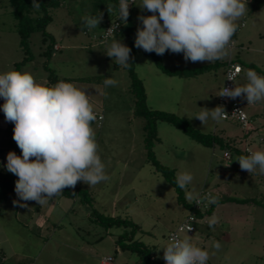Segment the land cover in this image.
I'll return each instance as SVG.
<instances>
[{"label": "rangeland", "instance_id": "1", "mask_svg": "<svg viewBox=\"0 0 264 264\" xmlns=\"http://www.w3.org/2000/svg\"><path fill=\"white\" fill-rule=\"evenodd\" d=\"M249 2H246L244 16L236 22L239 26L244 21L235 32L240 45L235 51L244 68L236 78V86L247 83L249 69L264 76V4L253 9ZM140 3L141 0H135L129 9V16L138 28L143 26L139 16L152 15L141 9ZM89 15H93L90 0H65L63 5L54 8L46 30L53 35L58 47L54 45L50 58L46 59L42 51L47 41L42 40L41 32H32L27 40L31 58L20 64L19 71L31 73L42 84H46L49 72L53 71L56 76L67 77L70 83L85 90L94 112L104 115L103 120L98 122L96 119L91 126L109 179L93 187L82 181L78 184L90 191L93 197L91 206L97 211L128 217L137 223L140 229L134 238L154 247L155 257L166 264L162 248L168 242L169 232L184 219L188 209L176 201L174 188L147 162L143 119L133 113L134 97L129 87L128 70L105 53L113 39L126 45L127 36L116 31L103 38L106 26L102 23L88 31L82 18ZM19 41L8 0H0V73L15 69V64L26 56ZM225 59L193 63L185 61L183 53L166 51L161 60L170 68L216 62V65L192 76L169 75L157 67L150 55L138 48L134 70L142 81L146 104L151 108L185 117L203 132L233 140L243 152L246 147L253 152L264 151V100L248 105L246 97L241 96L246 113L256 115L258 121L257 129L247 132L233 121L222 119L216 122L209 118L206 124H202L194 117L202 111L201 108L218 106ZM110 77L118 83L106 88L103 81ZM3 103L0 98V147L6 143L7 121L2 111ZM156 134L159 139L152 145L156 159L173 168L175 175L187 171L194 177L187 189H183L187 201L188 192L193 190L199 195L200 191H208V197L218 199L227 196L256 199L244 203L224 201L218 203L210 214L195 219L191 241L209 251L207 262L264 264V175L258 170L253 174L242 170L235 156L223 157L226 149L218 145L206 147L165 121L158 122ZM208 197L202 198L207 204ZM51 199L55 206L47 217L42 215V210L49 200L41 205L35 201H21L15 191L8 193L0 204V251L5 255L4 259L0 258V264H100V259L107 255L113 257V264H140L135 252L115 244L116 236L125 230L124 227L107 229L93 222L89 217V204L81 202L78 197L59 194ZM21 204H27V207H21ZM213 216L217 223L210 227ZM37 221L40 223L39 232L35 229ZM214 241H219L222 247L211 255L215 251Z\"/></svg>", "mask_w": 264, "mask_h": 264}, {"label": "clouds", "instance_id": "2", "mask_svg": "<svg viewBox=\"0 0 264 264\" xmlns=\"http://www.w3.org/2000/svg\"><path fill=\"white\" fill-rule=\"evenodd\" d=\"M132 3L135 0L131 3L120 0L119 19L125 24ZM138 6L152 15L138 17L143 26L137 29L135 46L157 55L166 51L183 53L185 61L195 63L228 56L229 45L238 27L236 22L244 16L247 3L245 0H141ZM40 7L39 0H32L35 11ZM101 20V13L82 18L88 31L98 27ZM115 29L110 27L106 31L114 33ZM130 52L129 47L113 39L105 53L119 66L127 67ZM239 71L237 68L236 72ZM234 78L230 74L227 79L234 81ZM246 80L243 86H223L218 96L235 99L244 95L248 105L264 100V76L249 69ZM117 83L112 77L103 81L106 88L115 87ZM0 98L4 100L2 111L6 121L14 124L13 140L22 153L18 156L9 152L6 164L7 170L18 177L15 192L21 201H35L42 205L63 193L65 188H75L78 182L93 187L109 179L91 126L97 117L85 90L64 81L48 86L38 82L29 72L13 69L0 73ZM201 109L194 117L202 124H206L209 118L220 122L227 117L223 106ZM237 113L243 118V110L232 114ZM249 152V155L236 159L240 168L250 174L258 170L264 175V151ZM193 180L190 172L176 174V186L181 189H187ZM187 198L192 203H200L199 194L194 190L188 192ZM208 202L218 204L219 200L209 196ZM20 206L27 207V204ZM216 223L213 216L209 226ZM190 230L188 227L187 233ZM221 247L219 241H214L215 251L211 255ZM162 249L166 264H207L210 258L209 251L192 243L188 234L183 238L170 236Z\"/></svg>", "mask_w": 264, "mask_h": 264}, {"label": "trees", "instance_id": "3", "mask_svg": "<svg viewBox=\"0 0 264 264\" xmlns=\"http://www.w3.org/2000/svg\"><path fill=\"white\" fill-rule=\"evenodd\" d=\"M64 2L65 0H39L41 5L40 10L35 11L32 8V0H8L12 15L16 20V31L20 37L19 45L26 53L23 60L15 64V70L19 71L20 64L31 58L27 40L30 34L34 31L41 32L42 40L47 41L42 54L46 57V59L50 58L56 41L53 35L46 30V25L51 21V11L61 4L63 5ZM119 3L120 0H90V9L93 15H98L99 13L102 14L101 23L104 24V26L110 22L117 21L118 28L115 32H124L128 38L126 46L131 49V52L129 65L125 68L128 70V76L130 79L129 87L134 97L133 113L143 119V141L146 151V160L152 166L153 171L161 175L174 188L176 201L187 208L188 213H193L199 218L204 217L205 215L210 214L217 204L208 203L206 207L202 208L195 206L194 202L192 203L187 201L184 197L183 189L176 186L175 170L160 163V161H158L154 156L152 145L154 140L159 139L156 134V126L158 122L165 121L179 128L188 137L206 147L218 145L220 148H224L226 149L225 151L230 153V158L233 155L235 156V159H237L240 156H247V154L239 149L233 140H225L218 134L212 132H203L198 128L193 127L185 117L165 110L151 108L146 104V94L144 92L142 81L134 70L136 51L138 50L135 46L138 27L137 24L132 21L130 16H128L126 24L120 21ZM249 3L253 9H257L264 4V0H250ZM109 8L111 9L110 11H108ZM142 51L152 57L157 67L162 72L169 75L192 76L209 69L212 65H216V62H214L200 64L193 67L170 68L163 64L161 55H157L155 52H146L143 49ZM237 55L238 54H236L235 60L242 66V62ZM45 67L48 69L47 66ZM254 67L257 68L255 65ZM96 78V80L101 81L100 77ZM59 81L71 82L69 78L58 77L53 73V71H50L47 76L46 85L52 86ZM13 129L14 124L7 121L5 126L6 143L4 146L0 147V204L5 201L8 193H13L15 191V182L18 179L17 176L10 173L6 168L7 154L9 152H15L18 156L22 154L16 142L13 140ZM236 162L239 163L238 161ZM61 194L71 198L78 197L81 202L88 203L90 206L89 217L93 222L99 223L107 229L113 226L124 227L125 230L116 236L115 244L121 249L135 252L138 255L140 264H163L155 257L154 247L146 245L140 240L134 238L135 232L140 229V226L133 220L128 217L107 215L94 209L91 206V202L93 200L92 194L86 188H82L78 183L75 188H65ZM218 200L219 203L224 201H236L243 203L256 201L255 197L234 196H227ZM207 264L209 263L207 262Z\"/></svg>", "mask_w": 264, "mask_h": 264}, {"label": "built area", "instance_id": "4", "mask_svg": "<svg viewBox=\"0 0 264 264\" xmlns=\"http://www.w3.org/2000/svg\"><path fill=\"white\" fill-rule=\"evenodd\" d=\"M250 0H245V2H249ZM129 2L131 3V0H129ZM132 4L129 5V9L131 7ZM116 25H118L117 21H113L110 22L109 24L106 25V28L104 30L103 33V38H108L110 37L113 33H109L106 30L109 29L110 27H113L114 29L118 28V26L116 27ZM244 25V21L242 20L239 23V26H243ZM238 26V27H239ZM237 27V29H238ZM115 29V30H116ZM240 48V45L237 43L236 39H235V34L232 37V41L229 45V54L225 59V63H224V70H223V83L221 85L220 91H222L223 86L224 87H228V88H234L235 87V81L237 76L241 73V65L235 60L236 57V51L235 49ZM239 68L240 71L237 73L236 69ZM230 74H233L235 76L234 81L228 80V76ZM219 91V93H220ZM218 93V94H219ZM217 105L218 106H223L225 112L227 113V117L224 118V120L227 121H233L236 122L237 124H239L241 126V128L243 130H245L246 132L249 131L251 129V122L249 119L248 114L246 113L245 109L243 108V105L241 103L240 97H237L235 99H231L228 97H220L217 96ZM239 110H243L244 112V116L243 118H241V116L239 115V113L237 114H232L233 112L239 111ZM98 122L102 119V115L95 113ZM245 153L247 155L250 154L248 147L245 148ZM223 157L225 159H230V153L228 151H224L223 152ZM263 183H264V177H263ZM209 193L208 191H200V195H199V200L200 203L199 204H195V206L197 207H206L207 206V202L203 201L204 198L208 197ZM204 197V198H203ZM203 198V199H202ZM197 217L193 214V213H188L184 219L182 221H180L176 227L171 230L167 236V239L169 240L170 236L172 235H177L180 238H183V235L188 234L189 236H192L193 231H194V221ZM191 227V230L187 233V228ZM184 229L183 231H181L180 229ZM113 257L110 255L104 256L100 259V264H113Z\"/></svg>", "mask_w": 264, "mask_h": 264}, {"label": "crops", "instance_id": "5", "mask_svg": "<svg viewBox=\"0 0 264 264\" xmlns=\"http://www.w3.org/2000/svg\"><path fill=\"white\" fill-rule=\"evenodd\" d=\"M55 46H57L58 47V44L56 43L55 44ZM57 47H55V48H57ZM241 47H243L242 45H241ZM254 64V63H253ZM252 66V65H251ZM242 67V69H241V73L238 75V76H240L241 74H242V72H243V66H241ZM253 67H254V65H253ZM240 100H242L241 99V97H240ZM242 103V102H241ZM243 105V104H242ZM99 114V113H98ZM102 115V119L101 120H103L104 119V115L103 114H101ZM249 116V115H248ZM249 119H250V122H251V129H257V123H258V121H257V119H256V115H250L249 116ZM54 206H55V202L52 200V199H50L48 202H47V204H46V207L42 210V215H44V216H49L51 213H52V211H53V209H54ZM216 207V206H215ZM214 207V208H215ZM39 220V219H38ZM40 221V220H39ZM39 221H37V223L35 224V229L39 232V230H40V223H39ZM0 258L1 259H4L5 258V255H4V253L2 252V251H0Z\"/></svg>", "mask_w": 264, "mask_h": 264}]
</instances>
